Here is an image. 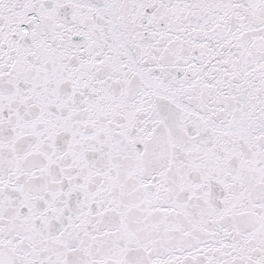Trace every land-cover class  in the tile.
<instances>
[{
	"label": "snow or ice",
	"instance_id": "obj_1",
	"mask_svg": "<svg viewBox=\"0 0 264 264\" xmlns=\"http://www.w3.org/2000/svg\"><path fill=\"white\" fill-rule=\"evenodd\" d=\"M0 264H264V0H0Z\"/></svg>",
	"mask_w": 264,
	"mask_h": 264
}]
</instances>
